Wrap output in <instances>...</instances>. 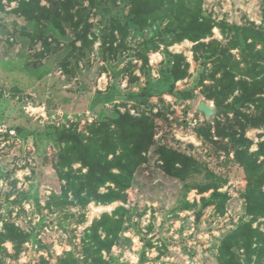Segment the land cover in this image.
Wrapping results in <instances>:
<instances>
[{"label": "rangeland", "instance_id": "374dc122", "mask_svg": "<svg viewBox=\"0 0 264 264\" xmlns=\"http://www.w3.org/2000/svg\"><path fill=\"white\" fill-rule=\"evenodd\" d=\"M192 25L206 36L177 41V29ZM246 31L264 33V0H0V231L8 221L27 238L18 255L5 243L0 264H58L66 253L85 264V233L119 207L123 225L105 264H219L223 237L251 221L234 149L264 147V108L241 98L264 73V55L248 57L260 46L249 51ZM224 57L255 74L223 71ZM201 102L217 115L207 120ZM125 115L146 120L153 143L124 200L50 203L65 186L59 132L88 137ZM159 147L190 158L195 173L164 169ZM253 227L264 230V219ZM239 260L264 264L241 252Z\"/></svg>", "mask_w": 264, "mask_h": 264}, {"label": "trees", "instance_id": "16d2710c", "mask_svg": "<svg viewBox=\"0 0 264 264\" xmlns=\"http://www.w3.org/2000/svg\"><path fill=\"white\" fill-rule=\"evenodd\" d=\"M175 8L176 6L171 3L170 9ZM180 9L185 11L182 16L183 22L189 16L190 11L185 6ZM193 27L194 25L188 28L180 26L176 32L177 41L183 39L196 41L206 36L203 28L194 29ZM246 36L252 40L248 46L249 51H254L256 46H260L259 51L250 52L248 57L252 61L261 59L260 56L264 55V33L262 31H246ZM223 62L225 63L222 65L223 71H238L244 75L255 74L253 70L245 72L238 66H231L229 64L231 62L226 57L223 58ZM261 75H263V80L259 84L252 85L249 91L246 85L241 98L256 107L261 105L264 108V73L261 72ZM214 76L215 74H213V78ZM223 80L221 79L222 83H224ZM257 88L261 95L259 99L255 98L254 89ZM215 110L216 116L219 109ZM256 119L257 125H264V117ZM147 125L144 119L125 115L111 121L112 129H109L107 125L105 127L93 126L88 137L71 130L59 132L60 155L57 167L62 174V179L65 180V186L63 193L53 196L49 200L50 203L55 205L73 203L83 206L93 202L99 205H110L124 200L123 193L128 189L133 172L144 161V154L148 153L153 143L151 128ZM248 152V147L238 146L234 149L236 160L246 172L247 185L243 198L245 200V215L250 217L251 221L241 222L233 231L223 237L218 248L219 264H239V252L249 258L258 256L264 260V230L253 227V222L264 219V147L261 145L258 151L251 155ZM157 154L158 161L162 162L163 168L175 173L177 177L184 178L189 176L191 171L193 173L196 171L193 168L192 160L183 154L177 155L165 147H159ZM109 155L112 156L111 159H108ZM259 159H261L260 162ZM74 164H80L82 168L86 169V173L82 174L81 169L73 171ZM77 174L81 175L77 176ZM107 184L113 187L106 188ZM101 188H106L108 191L101 193ZM218 197L224 204L226 197L224 195H218ZM123 218L124 209L119 207L112 215L104 213L88 228L82 243L86 253L91 254V260L85 264H105L102 253L103 251L110 252L116 235L121 231ZM99 232L105 234L104 239L99 235ZM26 240L27 238L18 229H15L14 225L4 221L0 231V258L4 253L5 243L12 244L15 254L18 255ZM74 262L72 254L66 253L58 264H73Z\"/></svg>", "mask_w": 264, "mask_h": 264}, {"label": "water", "instance_id": "95a60500", "mask_svg": "<svg viewBox=\"0 0 264 264\" xmlns=\"http://www.w3.org/2000/svg\"><path fill=\"white\" fill-rule=\"evenodd\" d=\"M197 111L199 113H202L206 117L207 120L210 118H213L216 114V110L214 106H212L211 104L207 102H201L197 107Z\"/></svg>", "mask_w": 264, "mask_h": 264}]
</instances>
